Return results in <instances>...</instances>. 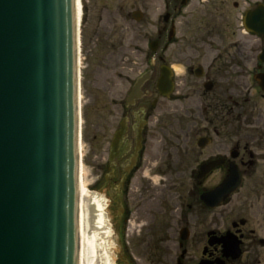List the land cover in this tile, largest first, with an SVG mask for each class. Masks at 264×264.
Listing matches in <instances>:
<instances>
[{"label": "flooded vegetation", "instance_id": "af4514ba", "mask_svg": "<svg viewBox=\"0 0 264 264\" xmlns=\"http://www.w3.org/2000/svg\"><path fill=\"white\" fill-rule=\"evenodd\" d=\"M160 3V55L150 41L146 67L133 78L106 57L125 44L113 25L98 21L93 41L104 57L89 64L79 28L83 123L87 70L110 71L128 85L118 100L101 84L103 105L113 110L101 114L98 134L106 204L127 200L118 213V263L264 264V0ZM163 67L168 94L156 87ZM175 112L193 126H167ZM235 171L238 187L217 190Z\"/></svg>", "mask_w": 264, "mask_h": 264}, {"label": "water", "instance_id": "95a60500", "mask_svg": "<svg viewBox=\"0 0 264 264\" xmlns=\"http://www.w3.org/2000/svg\"><path fill=\"white\" fill-rule=\"evenodd\" d=\"M76 1L0 0V264H79ZM156 87L170 92L168 69ZM233 173L217 190L238 187Z\"/></svg>", "mask_w": 264, "mask_h": 264}, {"label": "rangeland", "instance_id": "374dc122", "mask_svg": "<svg viewBox=\"0 0 264 264\" xmlns=\"http://www.w3.org/2000/svg\"><path fill=\"white\" fill-rule=\"evenodd\" d=\"M79 2L80 14L78 17V27L80 30H83V41L85 47L87 45V53L83 52L85 55L84 63H86V61L88 64L95 63L102 57L99 49L95 47V38L93 34L95 26H97L98 21H100L102 17L103 21H106L108 25L111 24L114 26L113 31L115 33L117 32L115 36H120L121 39L125 41L124 45L118 46L116 55H106V57L110 58L109 62L120 63V65L123 63L124 66L122 69L117 68V71H123L121 73L124 75L125 73L130 74L129 71H133V74H130L131 78L142 71L146 67L148 57H150L152 53L148 49V43L157 39L156 29L162 22L161 17L163 12L160 0H79ZM135 11L141 12L139 21L134 20L132 17ZM113 18H115V20ZM156 55H160V41L158 43ZM116 56H118L119 59L116 58ZM95 71L96 69H90L85 73V97L83 98L84 123L82 118L79 182L81 187L87 189L89 192L103 194L105 189H102L100 185L97 171V154L98 149H100L98 134L101 126V114L103 112H111L113 108L109 110L108 107L103 105L106 96H102L103 91L101 90V84L103 83L105 85L109 93L111 91L112 98L115 99L119 96L118 100L123 99L125 95L124 92L127 91L128 85L122 80H115L113 77L110 78V71L93 74ZM170 105L172 104H168V106L173 111L177 110L175 105ZM156 106L158 109H163L161 102ZM178 115L179 114L175 112V114L171 116L170 123L167 124V126H193L192 123L194 119L179 118ZM194 125L198 124L195 123ZM200 125L203 124L200 122ZM154 182L157 188L160 187L159 182ZM125 202H127V200H122L115 204L112 202L111 204H106V210L109 213L110 225L112 228L111 234L112 238H114L111 246L113 264H119L117 260L118 246L115 242V238H117L119 232L118 221L120 222V220H118V213Z\"/></svg>", "mask_w": 264, "mask_h": 264}, {"label": "bare ground", "instance_id": "6f19581e", "mask_svg": "<svg viewBox=\"0 0 264 264\" xmlns=\"http://www.w3.org/2000/svg\"><path fill=\"white\" fill-rule=\"evenodd\" d=\"M77 17L80 2L76 1ZM79 264H113L112 228L103 194L89 192L79 182Z\"/></svg>", "mask_w": 264, "mask_h": 264}]
</instances>
